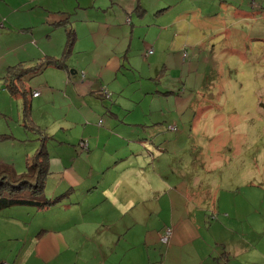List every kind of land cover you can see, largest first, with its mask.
<instances>
[{
  "label": "crops",
  "instance_id": "obj_1",
  "mask_svg": "<svg viewBox=\"0 0 264 264\" xmlns=\"http://www.w3.org/2000/svg\"><path fill=\"white\" fill-rule=\"evenodd\" d=\"M31 1L40 2L37 8L42 14L34 12L32 18L39 20L43 30L26 18L0 30L3 84V89L0 87V141L9 147L16 143L26 145L19 153L2 152L0 164H11L17 173H21L25 170V158L39 147L43 148L48 161L39 197L50 200L51 204L41 209L19 205L0 210V221L5 222L4 228L0 229V264H77L76 258L83 264H120L130 260V250L135 246H140L145 264H264V143L257 144L258 152L255 153L260 161L259 168L253 167L246 172L243 166L256 159L246 158L249 148L244 145L243 151L224 168L222 164H208V169H202L191 179L199 187L193 199L185 194L188 176L170 173L172 185L166 188L163 198L168 199L171 214L177 216L167 218L166 227L159 231L162 232L158 235L157 254L151 251L146 230L139 234L141 241L132 246L123 244L122 251L113 258L109 255L103 258L98 249L92 250L90 256L82 254L91 244L84 237V231H74V225L87 220V210L95 204L86 207L79 197L86 192L87 196L91 195L92 187L86 183L95 170L102 173V159L109 150L97 131L82 133L75 140L57 134L64 133L72 123L66 115L72 104H77L82 113L76 115L78 118L71 127L81 122L89 123L90 117L100 115L105 104L102 102L93 107L92 98L98 96L101 101L105 98L99 89L103 85L110 88L115 97L113 117L119 115L126 124H135L129 122L131 112L138 107L134 99L142 95L140 92L131 96L124 94V85L131 71L140 79L151 80L152 56L142 61L140 46L144 34L150 31L149 26H163L150 14L156 17L167 10L171 13L173 4L171 0H26L27 4ZM67 30L74 34V50L79 45L77 53H85V62L76 63L74 53L70 51L62 67L48 65L37 73L24 76L25 88L39 94L32 96L29 93L28 124L24 118L18 127H11L15 108L18 116H23L22 99L9 94L3 76L9 68L19 64L28 68L48 57L60 58L65 51ZM168 46V42L163 41L165 50L161 56L171 55ZM163 52L167 53L163 55ZM177 65L174 60L172 69ZM154 68L156 71L160 68L158 62ZM81 70H85L86 77ZM165 70L162 66L161 72ZM33 76L38 78L30 81ZM36 111H42L40 119L36 117ZM28 131L35 137H30ZM49 139H53L50 145L54 152L46 148ZM80 140L87 142L86 153L78 150ZM29 141H36V144H28ZM238 164L241 165L239 169L235 167ZM204 176L210 177L208 184L203 181ZM152 193L162 194V191L153 190ZM114 196L113 207L106 206L107 214L126 213L128 204L135 207L126 189L114 192ZM31 198L39 200L34 195ZM74 204L78 206L72 207ZM191 213H194L193 218ZM32 222L36 226L31 233L22 231ZM170 225L172 228L168 227ZM119 228L114 227L116 232ZM166 228H170L172 234L169 242L163 243L160 237ZM118 244L116 241V246Z\"/></svg>",
  "mask_w": 264,
  "mask_h": 264
},
{
  "label": "rangeland",
  "instance_id": "obj_2",
  "mask_svg": "<svg viewBox=\"0 0 264 264\" xmlns=\"http://www.w3.org/2000/svg\"><path fill=\"white\" fill-rule=\"evenodd\" d=\"M171 2V13L167 10L164 15L156 17L150 14L163 26H149L150 31L144 34L140 46L143 49L142 61L152 56L151 80L140 79L131 71L124 85V94L131 96L140 92L142 95L134 99L138 107L131 112L129 122L135 124H126L119 115L113 117L115 97L111 89L103 85L99 89L108 92L109 96L100 92L105 98L101 101L96 96L92 103L95 107L103 102L105 110L101 109L95 118L90 117L89 123L81 122L71 127L78 118L76 115L82 113L77 104H72L66 112L72 123L64 133L60 131L57 134L75 140L82 133L94 134L97 131L109 150L102 159V173L95 170L86 183L92 187L91 195L87 196L86 192L82 195L84 198L79 197L84 206L95 204L85 212L87 220L74 225V231H84V237L91 244L83 251L85 256L98 249L103 258L108 255L113 258L122 251L123 244L132 246L141 241L139 234L144 230L149 233L146 237L151 251L157 254L158 235L162 232L159 231L166 227L167 218L177 216L171 214L170 203L163 198L166 188L172 185L170 173L188 176L185 194L193 199L199 187L191 179L202 169H208V164H222L224 168L243 151V145L249 148L246 158L256 159L243 166L246 172L261 166L255 153L258 152L257 144L264 143V0ZM38 5V1L27 4L26 0H0V30L24 18L43 30L39 20L32 18L34 12L42 14ZM66 40L65 37L63 50ZM163 41L170 45L168 53L171 55L161 56L165 50ZM74 42L69 51H73V60L81 65L85 62V53L78 54L79 45L74 50ZM174 60L178 65L172 69ZM157 62L160 68L156 71L154 65ZM162 66L166 68L163 72ZM82 72L86 77L85 70ZM93 72L97 70L93 69ZM36 78L33 76L29 80ZM0 87L3 89L1 73ZM35 115L40 119L42 111H36ZM24 118L28 124V117ZM24 118L18 116L15 108L11 127H18ZM28 132L30 137H35L32 131ZM31 142L36 144V141L28 144ZM50 144H53V139L48 140L46 148L54 152ZM25 146L16 143L9 147L0 141V154L19 153ZM77 147L79 152H87L79 145ZM235 167L239 169L241 165ZM210 180L207 176L203 178L207 184ZM124 189L135 207L128 204L126 213L117 216L107 214L106 206L113 207L114 192ZM153 190H161L162 194L154 195ZM73 195L76 197L75 192ZM190 217L193 218L194 213ZM4 226L5 222L0 221V229ZM35 226L36 223L32 222L22 231L31 233ZM115 226L120 227L118 232ZM122 226L131 227L122 230ZM116 241L120 246H116ZM74 262L83 264L80 258ZM120 264H145L140 246L133 247L130 260Z\"/></svg>",
  "mask_w": 264,
  "mask_h": 264
},
{
  "label": "trees",
  "instance_id": "obj_3",
  "mask_svg": "<svg viewBox=\"0 0 264 264\" xmlns=\"http://www.w3.org/2000/svg\"><path fill=\"white\" fill-rule=\"evenodd\" d=\"M73 41L74 34L72 30H67L65 51H63L60 58L48 57L40 60L34 67L24 68L22 64H19L6 71L3 76L5 89L11 96H20L22 99L23 118L28 117L29 114L30 92L25 88V84L23 85L22 78L28 74L37 73L48 65L62 67L64 58L70 53L69 50ZM34 93L35 91L30 94L33 96ZM79 147L85 150L88 149L87 146L86 148ZM46 161H48L47 154L43 148L39 147L25 158V170L21 173H17L11 164H0V210L19 205H29L41 209L51 204L50 200H41L39 197L43 190L46 175ZM30 195L37 196L39 200L32 199ZM163 234L160 239L168 243L172 233L165 234L163 232Z\"/></svg>",
  "mask_w": 264,
  "mask_h": 264
},
{
  "label": "built area",
  "instance_id": "obj_4",
  "mask_svg": "<svg viewBox=\"0 0 264 264\" xmlns=\"http://www.w3.org/2000/svg\"><path fill=\"white\" fill-rule=\"evenodd\" d=\"M129 21V18L127 19V22ZM152 51L151 50H149L148 51V53L150 54ZM102 93L107 97V96H109V93L108 92H106V91H103L102 90ZM39 94V92L38 91H35V93L33 94V96H37ZM172 129V128H171ZM79 146H81V147H83V148H86V142L85 141H81V142H79ZM164 232H165V234H168L169 232H171V230H170V228H166L165 230H164ZM164 234H162V236H163ZM161 236V237H162ZM161 240V242H163V243H165L162 239H160ZM4 264H8V263H4Z\"/></svg>",
  "mask_w": 264,
  "mask_h": 264
}]
</instances>
